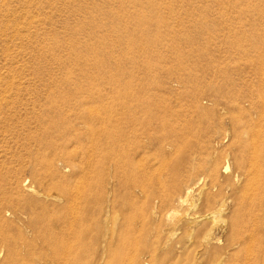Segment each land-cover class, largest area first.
Masks as SVG:
<instances>
[{"label":"rangeland","instance_id":"rangeland-1","mask_svg":"<svg viewBox=\"0 0 264 264\" xmlns=\"http://www.w3.org/2000/svg\"><path fill=\"white\" fill-rule=\"evenodd\" d=\"M0 264H264V0H0Z\"/></svg>","mask_w":264,"mask_h":264}]
</instances>
